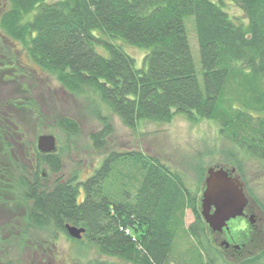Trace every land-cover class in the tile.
Masks as SVG:
<instances>
[{
	"label": "trees",
	"instance_id": "obj_1",
	"mask_svg": "<svg viewBox=\"0 0 264 264\" xmlns=\"http://www.w3.org/2000/svg\"><path fill=\"white\" fill-rule=\"evenodd\" d=\"M230 1L246 20L234 19L225 0H0V81L23 87L43 72L66 94L88 100L101 125L89 136L99 158L114 134L112 116L134 130L168 124L178 115L192 123L214 122L223 165L243 180L248 162L264 161V0ZM189 17L195 21L202 84L185 27ZM123 45L146 52L141 68ZM23 58L39 72L28 74ZM10 96L2 102L0 90V201L24 205L26 234L38 229L69 237L66 225L83 228L81 240L69 238L80 250L96 253L88 264L218 261L201 195L187 187L183 174L142 152H112L98 158L86 179L61 176V150L38 152L18 124L21 111L43 117L41 104L34 96ZM3 118L9 119L8 131ZM55 124L68 144L82 133L72 116L62 115ZM194 169L204 183V168ZM47 175L60 176L50 184ZM186 210L196 221L188 229ZM237 237L241 256L264 245V235ZM188 239L196 245L178 252L179 242ZM239 264H264V246Z\"/></svg>",
	"mask_w": 264,
	"mask_h": 264
},
{
	"label": "rangeland",
	"instance_id": "obj_2",
	"mask_svg": "<svg viewBox=\"0 0 264 264\" xmlns=\"http://www.w3.org/2000/svg\"><path fill=\"white\" fill-rule=\"evenodd\" d=\"M225 9L234 19L246 20L242 10L225 0ZM185 27L191 49L192 59L196 68L198 79L202 84L200 50L196 35L195 21L193 17L185 20ZM122 45V43H121ZM126 52L135 60L138 68L143 66L146 52L131 46L123 45ZM22 63L30 70H38V67L26 58ZM39 72V70H38ZM29 78L31 83L23 81L22 86L16 83H1L0 90H3V98H11L10 95H19L20 98L34 96L43 108V117L34 111H24L18 119V124L26 135V140L31 147L37 149L39 136L50 134L58 137V148L61 150L63 170L61 176L70 177L78 173V177L86 179L91 176L93 164L99 158L90 148L89 136L101 129L99 121L94 117L93 110L86 99H77L66 94L60 89V85L54 78H49L45 73H37ZM1 76V74H0ZM6 76V75H4ZM72 116L76 118L81 126L82 133L76 140L68 144V140L56 130L55 121L60 116ZM114 127V134L109 139L107 151L99 159H105L112 152L128 154L142 152L148 156L159 159L168 165L172 171L183 174L187 187L200 195L204 183L199 182L198 173L194 168L202 167L207 171L210 167H225L221 148L223 143L219 135V127L214 122L192 123L184 116H176L168 124H147L136 130L125 127L116 116L111 118ZM225 145H227L225 143ZM67 146L70 148L68 149ZM211 151H215L212 155ZM30 152L34 150L30 148ZM26 154H28L26 152ZM26 159H24V162ZM231 169V168H230ZM60 175L48 176L51 184ZM46 177V176H45ZM205 180V179H204ZM243 182L250 201L258 205L259 210L255 211V228L253 233L256 238L264 235V161L253 160L246 164L244 169ZM133 191V190H132ZM9 223L7 236H0V261L31 264L44 261V264H88L96 258V253L89 248L79 249L78 246L64 233L59 232L57 238L53 231L30 230L26 231L19 226L20 217L24 214V205H6ZM241 220H232L230 226L233 228ZM195 217L191 210H186L184 215L185 228L191 227ZM18 225L16 229L12 225ZM217 234V233H214ZM210 241V234L208 237ZM207 241V242H208ZM262 243V242H261ZM261 243L246 250L242 256L239 254H228L225 256L217 245L213 250L219 257L215 264H239L250 255H256L264 245ZM196 245L195 239H188L179 242L177 251H185L187 248ZM219 248V249H218ZM239 251V250H238ZM214 254V253H213ZM217 258L215 255L213 256ZM106 260V259H105ZM111 264H130L120 259H108ZM176 264V263H174Z\"/></svg>",
	"mask_w": 264,
	"mask_h": 264
},
{
	"label": "water",
	"instance_id": "obj_3",
	"mask_svg": "<svg viewBox=\"0 0 264 264\" xmlns=\"http://www.w3.org/2000/svg\"><path fill=\"white\" fill-rule=\"evenodd\" d=\"M37 149L43 154L57 151V139L54 135L39 136ZM249 205L245 187L236 169L210 167L206 172L204 190L201 198L202 217L214 233H221L231 220L244 215ZM70 237L81 240L85 229L66 225ZM227 245L223 243L222 246Z\"/></svg>",
	"mask_w": 264,
	"mask_h": 264
},
{
	"label": "flooded vegetation",
	"instance_id": "obj_4",
	"mask_svg": "<svg viewBox=\"0 0 264 264\" xmlns=\"http://www.w3.org/2000/svg\"><path fill=\"white\" fill-rule=\"evenodd\" d=\"M3 91V90H2ZM3 94V92H2ZM6 98L2 97V102L6 101ZM2 122L4 123L3 129L8 131V125H9V119L8 118H3ZM22 156V161H24L25 156H24V151H22L20 154ZM27 160V159H26ZM7 194L5 193L4 196ZM248 196V194H247ZM7 202L0 201V236H7L9 232V219L8 215H5L7 213V208L6 205ZM259 210L258 205H255L252 201L249 202V205L244 211V215L237 219L241 220L240 222H237L236 225L232 228L230 226V223L228 224V227L223 230L221 233H210V242L212 245H217L220 248V251L227 256L228 254H236L238 253V250L242 249V246L240 242H238V237L241 235V232H245L247 236L251 235L253 233V229L256 227L255 226V219H256V210ZM23 216V215H22ZM21 220V218H20ZM18 225L13 224L12 228L16 229ZM22 228L21 223L19 224L18 227ZM227 243V245L222 246V244ZM218 248V249H219ZM44 261H39V262H33L31 264H44ZM0 264H25V263H14V262H2L0 261Z\"/></svg>",
	"mask_w": 264,
	"mask_h": 264
}]
</instances>
